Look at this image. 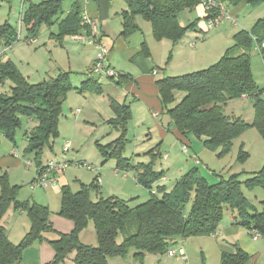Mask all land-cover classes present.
Segmentation results:
<instances>
[{
	"label": "trees",
	"instance_id": "16d2710c",
	"mask_svg": "<svg viewBox=\"0 0 264 264\" xmlns=\"http://www.w3.org/2000/svg\"><path fill=\"white\" fill-rule=\"evenodd\" d=\"M126 1L129 9L124 12V34L128 35L139 28L135 18L141 15L151 22L153 35L157 40L170 39L173 42L182 39L195 25L194 21L183 26L179 13L203 4L202 0ZM221 1L226 10V2L233 7L242 2L250 7L264 3V0ZM62 4L63 0L30 2L22 14L21 24L26 26L32 36H36L42 25L51 26L58 19L63 12ZM206 12L208 19L211 12ZM81 21L82 10L75 4L67 16L61 19L56 38L62 40L67 35L80 32ZM3 38L4 47L14 44L18 39L17 29L9 23L1 25L0 42ZM234 38L235 43L209 68L179 76H167L157 81L161 101L166 106L176 101V91L185 93L168 110L178 131L186 137L192 134L204 136L210 148L222 146L226 151L230 150L233 139L251 125L224 114L222 107L229 99L243 95L254 99V125L264 136V90L254 78L251 62V51L256 45L264 60V17L250 31L240 30ZM6 78L13 82V86L11 93L0 94V133L15 143L16 132L22 126L21 115L35 119L37 125L29 134L30 142L25 152L33 156L36 165H41L44 148L50 145L51 138L59 135L63 102L68 92L75 87L68 73H61L57 78L40 83H30L12 60L0 63V79ZM90 80H86L84 84L88 85ZM112 106L117 117L110 123L122 133L106 146H100L102 156L106 160L116 159L125 170L135 171L138 182L152 188V184L163 176V172L155 170L156 160L161 155L159 145L148 152L153 157L149 163L132 165L124 157L131 110L116 102H112ZM0 178V264H20L27 246L43 240L44 232L54 231L50 222V209L36 201L19 200L17 194L20 186L11 184L7 173ZM248 181L264 187V167ZM241 184L242 181L235 176L219 183H209L201 176L199 169L194 168L176 182L173 192H167L164 185H158V189L165 193L162 197L151 192L148 199L135 205L131 204L134 198L124 199L118 196L94 200L92 193L100 192L96 182L75 192L66 185L62 188L58 213L72 220L74 228L49 241L55 250L51 264H109V257L126 255L130 248H135L136 255L140 258L147 252L168 254L181 239L217 233L228 212L236 213L239 224L264 236V208L262 211H255L242 192ZM11 203L16 209L26 211L31 222L30 230L19 243L9 238L2 223ZM89 220L94 221L98 238L96 246L80 239V232ZM120 235H123V241L119 243ZM249 260V253L236 247L234 252L222 255L221 264H247Z\"/></svg>",
	"mask_w": 264,
	"mask_h": 264
},
{
	"label": "rangeland",
	"instance_id": "374dc122",
	"mask_svg": "<svg viewBox=\"0 0 264 264\" xmlns=\"http://www.w3.org/2000/svg\"><path fill=\"white\" fill-rule=\"evenodd\" d=\"M16 1V0H15ZM38 2L40 0H33ZM70 1H65V10ZM14 3V2H13ZM11 0H0V9L5 12L3 20L0 22L3 24L4 20H11L12 24L17 28L18 39L12 44L14 50H9V54L15 52L18 60L26 61L27 57L30 55V47L34 48L35 44L26 42L27 28L26 26L22 27L20 20L18 18L20 9H21V0H19L18 5H14L11 9ZM27 5L28 2H25ZM24 4V5H25ZM70 4V3H69ZM3 6V7H1ZM249 10H244L237 18L226 16L222 19L220 24L216 27L210 28L206 19L202 18L201 20L205 21V31L201 27H196L195 29L190 28L187 32L185 38L184 52L179 61V55L176 50L166 53V58L170 55V60L172 55L173 61L169 63L170 67L166 71V66L164 65L161 69L160 74H164V77L167 76H177L178 74L190 73L202 69L209 68L212 64L218 62L221 57L225 54L228 46H231L235 43V38L233 35L239 30L242 29L243 25L250 26L252 20H255L263 16L264 3L256 6L250 7ZM252 11V12H250ZM9 14H11L9 16ZM198 13L193 12L189 9H184L179 13L180 21L183 22L186 26L190 25L193 20L196 19ZM1 16V15H0ZM4 21V22H3ZM0 23V24H1ZM22 27V28H21ZM49 26L46 25L48 29ZM22 29V39L19 38V32ZM52 30L57 32V24H54ZM228 34H232L228 38ZM70 35L65 36L64 42L68 43L67 48L71 51L72 66L69 67V57L67 54V49L61 45H54L55 49L53 50L52 55L57 62L62 63L64 71H68L69 78L73 84H79L82 79L88 76V69L86 67V62L82 59V56L74 49H79L80 44L69 39ZM11 45L7 46L10 47ZM188 51V52H187ZM45 56L48 59L51 55ZM70 58V59H71ZM251 62H252V72L254 77L258 80L260 76H263L264 68H262L261 56L257 51L251 52ZM35 65L38 63L35 56L32 61ZM16 63V62H15ZM17 65V64H16ZM261 65V66H260ZM20 66V67H19ZM17 65L19 70L23 73L22 70H29L27 65L20 62V65ZM53 68L49 75L56 77L57 69L55 70L56 65H52ZM49 67V65H48ZM22 70H21V69ZM50 68V67H49ZM48 68V70H50ZM55 70V71H54ZM60 71V70H59ZM167 72V73H166ZM24 74V73H23ZM25 75V74H24ZM160 75H157V77ZM50 77H47V79ZM264 81V77H262ZM43 79L37 74H33L31 80H28L30 83L39 82ZM110 86H106L112 95L118 94V89L115 81L117 79H109ZM107 83V82H106ZM13 82L8 78L1 80L0 79V94L1 93H11ZM264 88V83L261 85ZM261 87V88H262ZM116 90H115V89ZM176 101L169 105L168 107L175 106L184 96V92L176 91ZM102 104V103H101ZM100 104V109L102 114L104 112L114 115L113 111H107L106 106L108 107L107 102L105 104ZM80 108L81 111L75 114V110ZM105 108V109H104ZM224 114L231 117V119H240V121L247 122L251 124L243 132L233 139L232 146L230 150L226 151L222 146L215 148H210L205 140L204 136H197L192 134L190 136V141L192 147H189V150L196 152L194 153H183L176 155L174 158V170L169 175V179L165 181L167 185V192H173L175 184L178 180L182 179L185 174L198 168L201 176L208 181L209 183H219L222 181L229 180L232 176L237 177L242 181L241 189L244 195L248 198L249 202L254 206L255 211H262L264 208V187L259 184H251L248 180L251 179L257 171L264 167V136L260 130L254 125V120L256 117V109L254 105V99L252 97H235L229 99L222 107ZM141 115H136L135 120H132L128 125V144L124 152V156L128 158H135L136 152H142L151 147V141L148 138V127L154 129L157 126V119L152 115L148 109H142L139 111ZM107 113V114H108ZM109 115V116H110ZM144 115V116H143ZM98 114L93 113L91 102L89 99L85 98L84 95L78 92L76 89H73L69 92L66 100L63 104V116L60 121L59 126V135L53 137L50 140V145H48L43 150V155L47 157L46 162L49 160H54L56 162L68 161L69 165L64 170V174L69 179L70 188L72 191H78L84 188L85 185L90 186L92 182H96L100 187V192H93L92 197L94 200H100L103 198H108L114 194H119L126 196L124 198H131V196H136V198L131 200V204L135 205L139 202H142L150 197L151 189L149 186L139 184L138 188H134L135 182L131 183V178H128V182L125 188V177L122 174L115 172L116 161L114 159H108L104 162L105 158L102 156L100 146H106L109 142L121 135V130H118L115 125L109 124L103 121L100 118H97ZM23 119V124L17 130L16 139L17 144L20 149L21 154H23L29 145V138L26 137V131L28 129V120L32 118L30 116L21 115ZM94 118L96 123L87 122V118ZM34 128V127H33ZM32 128V129H33ZM31 129V130H32ZM31 130L29 132H31ZM172 135V134H170ZM172 140L176 141L175 136H172ZM70 141L71 149L67 153L63 151L64 143ZM0 143L2 151L7 152L11 147L7 142L4 135L0 137ZM8 148V149H7ZM197 156L201 163L198 164L194 158ZM26 159H30L26 158ZM32 159V158H31ZM35 162V160L33 159ZM32 163L31 168L22 166L20 169H14L12 171V183L18 184L19 190L17 198L20 200H30L38 201L42 200L43 193L47 192L46 189H35L30 188V180L35 174V163ZM104 162V163H103ZM140 162H148V159H141ZM157 168L162 167L166 168L171 162L163 160L161 158L157 161ZM92 166L93 169L89 168ZM8 167L0 170L1 175H3ZM159 168V169H160ZM115 175H118L117 177ZM31 178V179H30ZM164 185L163 183L160 184ZM157 192L156 195L162 197L165 193L158 189V186L154 187ZM126 189V190H125ZM41 194L35 199L33 194ZM140 196V197H139ZM61 198L62 193L53 195L51 198L50 216H57L60 219H68L61 216L57 213V210H60L61 207ZM24 211V210H23ZM2 223L8 228L10 239L19 243L22 240L24 234V228L27 224L30 223L29 215L26 211L21 212L19 209H16L11 203L2 218ZM57 231H52L51 235L56 236ZM60 234V233H59ZM80 239L82 242L90 245H98L97 233L94 228V221L89 220L88 224L80 232ZM195 237H186L181 239L178 243L173 245V248H178L183 246L187 255H191L192 264H203V258L201 257V251H198V245L194 242ZM41 240H37L27 246V248L35 247L40 243ZM123 241V235L119 236L118 242ZM194 254H190V251ZM137 250L135 248H130L126 255L109 257V264H175L176 257H170L167 253L161 255H154L152 253H145L142 258L136 255ZM202 258V260L200 259ZM23 259V257H22ZM26 260H22L21 264H27ZM182 264H187L189 262H181ZM60 264H65L64 262Z\"/></svg>",
	"mask_w": 264,
	"mask_h": 264
},
{
	"label": "crops",
	"instance_id": "0c3cea01",
	"mask_svg": "<svg viewBox=\"0 0 264 264\" xmlns=\"http://www.w3.org/2000/svg\"><path fill=\"white\" fill-rule=\"evenodd\" d=\"M42 1H47V0H40L38 2H35L33 0H21L22 4H21L20 13L18 16L20 20L19 21L20 24H21L22 14L27 9L29 3L30 2L40 3ZM65 1L66 0H63V4H62L63 12L58 16V19H56L55 22L51 26L48 27V29L46 28V25H42L39 33L36 36H32L27 31V35L25 37L27 40L26 42L33 43L35 44V46L34 48L29 46L31 48L30 55L27 57L25 62H23L21 59L18 60L15 52H13L12 54H9V50L10 49L14 50V47L16 45H14V47L13 45L10 47H7V46L4 47L3 45L5 44V39L3 38L0 42V53H1L0 63L6 62L7 60H12L16 62L15 64H17L18 66L20 65V62H22L23 65L26 64L29 70L24 71L21 68L20 69L23 71V73L25 74L23 75L28 80H31V77L33 74H37L40 77V79H43L33 84L40 83V82L50 80L53 78H57L61 73H69L68 71L61 70L63 69L62 67H64L63 64L57 62L56 61L57 58L54 59L55 57L54 55H52L53 50L55 49L54 45L57 44V45L64 46L67 49V54L69 57V60H68L69 67L70 68L73 67L72 66L73 56L71 58V51L67 48L68 43L64 42V39L60 40L56 38L55 36L59 33V23L61 19L67 16L68 12L71 10L73 5L75 4H78L82 11H87L91 16L99 17L100 18V24L98 27L99 37L102 43L107 48L108 63L115 69L121 71L123 75L122 78H119L115 81L117 88L118 89L120 88V90H118L119 93L116 95L114 94L112 95L108 90H106L107 89L106 86L108 85L110 86L109 78L100 77L98 75H95V76L88 75L87 77H85V79H82L79 84H73V85L78 92L82 93L85 98L89 99V101L91 102L93 113L99 115L97 116V118L101 117L103 121L109 124H111L110 121L112 119H115L117 117V113L112 106V102H116L117 104L128 106L129 109L131 110L132 116L128 120V123H127V139H128V125L132 120H135L136 115H141L139 112L141 108L145 110L148 109V111H150L152 115L156 117V119L158 120L157 126L154 127V129L151 127H148V134H149L148 138L151 141V147L148 148L147 150H143L142 152H136L135 158H128L125 156L124 157L128 158L129 161L132 163V165L133 164L136 165L139 163H145V162H140L141 159H148L147 163H149L153 159V157L152 155L148 154V152L154 149L157 145H159V148H160L159 151L161 155L156 160L155 170L163 172V176L157 182L152 184V188L155 189L154 187L155 186L157 187L161 183H163L164 186L167 188L165 181L169 179V175L174 170L175 156L179 155L181 152L187 153V152L182 151L181 147L184 143L188 144L189 147H192V143L190 141L191 135L188 137L182 135L178 131V129L174 126L173 118L168 111L171 107H168L169 105L166 106L162 103L157 81L159 79L165 78L163 76L164 74H160L162 72L161 69H164L163 66L164 65L166 66L165 69L167 71L170 67L169 63L173 61L172 59L174 56L172 55L171 60H170L169 58L170 55L169 57L166 58V53H170L171 51L176 50V52H178L177 55H179V58L177 61L181 59L184 50H186L184 49V46L186 44L185 38L188 32H186L184 37L180 39L178 42H173L170 39L157 40L153 35L151 22L146 20L141 15H138L136 16L135 21L138 24L139 28L136 31L126 35L124 34V31H125L124 12L129 9L128 3L126 0H68L70 1L69 2L70 4L68 3L66 7L67 10H65V7H64ZM11 2H12L11 4V9H12L14 5L15 6L16 4L18 5L19 0H16V1L11 0ZM25 2H28V4L24 5ZM226 5L228 9L227 16L233 17V18H237L241 14L242 11L249 10L247 9L248 5L246 2H242L235 7L231 6L229 2H226ZM189 10L191 11V13L193 12L198 13L196 15L197 16L196 19L192 21V22L195 21V25L193 29L199 26L201 27L202 30L205 31V21L201 19L204 18L207 21V18H206L207 12L203 4H199L196 7L189 9ZM3 13L5 12L1 11L0 9V15H1L0 20L5 19L3 18L5 16V14ZM263 13H264V9H263ZM10 15L11 14H9V16ZM263 17H264V14L263 16L258 17L256 20L254 18L250 26L243 25L241 30L250 31L253 28V26L256 24V22ZM4 21H3L4 22L3 24L9 23L12 27L16 28L12 24L11 20H4ZM3 24L1 23L0 26ZM54 24H57V28H58L57 32L52 30V27L54 26ZM181 24L183 26H186L183 22H181ZM22 27H24V25H22ZM22 31L23 30L20 29V32H19V35H20L19 38L21 39H22ZM229 36H231L232 38V34L231 35L228 34V38ZM69 39L71 41H75L78 44H80L79 49H74V51H77L82 56V59L85 60L86 67L88 69L89 66L93 64L94 61L96 60V48L93 45H89L84 42L71 39L70 37ZM229 47L230 46H228V48ZM253 50L257 51L259 55L261 56V60L263 64L262 68H264V60L260 53L259 47L256 45L253 48ZM48 53H51L49 54L51 56L48 59H46L45 56L48 55ZM34 56L36 60L38 61L36 65L32 62ZM48 65L50 68L48 67ZM52 65H56L55 70L57 69L56 71L58 73L56 77L47 76L49 75L48 73H50L49 71H51L53 68ZM48 68L50 70H48ZM262 73H263V76H260L259 80L256 77H254L257 84L260 87H262L261 85L264 83V81L261 80L263 79L262 77H264V72ZM184 74H178L177 76L184 75ZM157 75H160V76L157 77ZM47 77H50V78L47 79ZM88 79H91L90 83H88V85H85L84 82ZM81 88H84V90H80ZM263 96H264V91H263ZM243 97H246V96H243ZM106 102L108 104V107L106 106V110L113 111L114 115L111 116L110 113L106 111L104 112V114H102L101 109H100V104L101 103L105 104ZM75 114H77L76 110H75ZM62 116H63V105H62V115L60 117V121H61ZM60 121H59V126H60ZM86 121L89 123H96V120L91 117L87 118ZM22 124H23V119H22ZM28 124L29 126L26 131L27 138L29 137V134H30L29 131L37 125V121L33 118H29ZM172 136H175L176 141L172 140ZM5 138L7 142H9L8 144L11 147L9 149L7 148L8 149L7 152L2 151V147L0 143V170L8 167L5 173L8 174L10 183L13 184L12 183V178H13L12 171L14 169L18 170L22 168V166L31 168L30 166H27L26 158L30 157V159L32 158L31 160L33 161V156L26 154V152L21 154L20 149L17 144V139H16V142L14 143L7 137ZM50 146H52L51 148L53 149V145H50ZM14 151H17V155H14ZM189 152H192L194 153V155H197L195 154L196 152L192 150H189ZM159 158L163 160H167L168 162H171V164H169L166 168H163V166L161 168L160 167L157 168V164H158L157 161ZM46 160H47V157L43 155L42 164L46 163ZM114 160L116 161V167L114 171L116 172V170H118L119 171L118 173L122 174L125 177V182H124L125 188L128 187L126 186V184L128 182V178H130L131 176L133 177L131 178V183L133 182L137 183L134 185V188H138L139 184L141 183L138 182L136 172L133 170H125L121 168L117 160L116 159ZM105 161L107 160L105 159L104 162ZM34 163L36 165V162ZM36 176H37V172L35 170V174L33 175L32 179L30 178L31 180L29 183H31L35 179ZM115 176L117 177L118 175H115ZM0 177H1V171H0ZM13 185H18V184H13ZM66 185L70 187L69 179L63 172L58 175V181L56 182V184L51 185L48 188H41V189L48 190L47 192L42 194L43 195V198H41L42 200L37 198L41 194L38 195V193H35L33 194V197L35 199L36 198L39 199L36 202L47 205V206L49 205L50 207H52L51 198L53 197V195L57 196L59 191L62 192V188ZM152 188H150L151 192H152ZM1 191H2V186H1V178H0V194H1ZM112 196H118L120 198L126 197V196L119 195V194H114ZM131 198H136V196H131ZM19 211L24 212L22 209H19ZM58 212L59 210H57V213ZM238 220L239 218L236 217V213L228 212L224 215L220 223V228L217 233L195 237V238H198V239H194L195 240L194 242H196L198 245V249H199L198 251H201V257L203 258V264H221L222 255L224 253L234 252L236 247H240L249 253L250 260L248 261L247 264H264V236L255 238L252 230L239 224ZM50 222L53 225L54 231H57L56 236L51 235L52 231L44 232L43 234L44 239L41 240L37 246L25 249L22 260H26L27 264H51V262L54 260V257H55V250L49 241L59 238V235H60L59 233H69L74 228V222L72 220L70 219L63 220V219L58 218L56 215L50 216ZM30 227H31V222L27 224L26 228H24L23 237L30 230ZM6 229L7 231H9L7 227ZM8 235H9V232H8ZM152 254L161 255L159 253H152ZM190 254H194V252L190 251ZM170 257H175V256H170ZM201 257L200 259L202 260ZM175 259H176L175 264H182L181 263L182 261L189 262L187 264H192L191 255L190 256L187 255L186 259H182L179 257H176ZM64 263L68 264L66 262ZM200 264H202V262Z\"/></svg>",
	"mask_w": 264,
	"mask_h": 264
},
{
	"label": "built area",
	"instance_id": "2783aa9c",
	"mask_svg": "<svg viewBox=\"0 0 264 264\" xmlns=\"http://www.w3.org/2000/svg\"><path fill=\"white\" fill-rule=\"evenodd\" d=\"M202 2L206 10L211 12V15L207 19L208 26L210 28L218 26L222 21V19L225 18L228 14L227 13L228 11L224 6L223 1L202 0ZM99 24H100L99 17L91 16L87 11H82V21H81L82 30L78 33L70 35V38L84 42L89 45H93L96 48V60L88 69L89 76L98 75L100 77L109 78V79H119L123 76L122 72L115 69L108 63L107 48L102 43L99 37V28H98ZM243 96L247 97V95H243ZM80 111H81L80 108L76 109L77 113H79ZM1 135L3 134L0 133V137ZM70 149H71V142L70 141L65 142L63 146V151L67 153L68 151H70ZM181 149L184 152H188L189 151L188 144L184 143ZM14 155H17V151H14ZM194 158L198 164L201 163V160L197 156H194ZM32 163L33 161L31 159L26 160L27 166L31 167ZM68 165H69L68 161L56 162L54 160H49L48 162L43 163L41 165H35L37 176L30 183L29 185L30 188L32 190H35L38 188H48L51 185L56 184V182L58 181V175L60 173H63L64 170L68 167ZM89 168L93 169L92 166H89ZM116 172L118 173L119 171L116 170ZM155 192L156 190L152 189V193ZM252 232L255 238L261 236V234L256 230H253ZM168 255L177 256L182 259L187 258V254L183 246L170 249L168 251Z\"/></svg>",
	"mask_w": 264,
	"mask_h": 264
}]
</instances>
